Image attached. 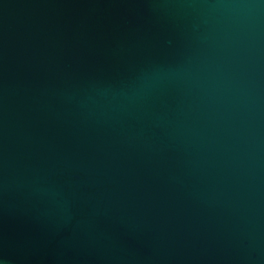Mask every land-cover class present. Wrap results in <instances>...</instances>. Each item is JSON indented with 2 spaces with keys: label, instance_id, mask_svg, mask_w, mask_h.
<instances>
[{
  "label": "water",
  "instance_id": "water-1",
  "mask_svg": "<svg viewBox=\"0 0 264 264\" xmlns=\"http://www.w3.org/2000/svg\"><path fill=\"white\" fill-rule=\"evenodd\" d=\"M0 264H264V0H0Z\"/></svg>",
  "mask_w": 264,
  "mask_h": 264
}]
</instances>
